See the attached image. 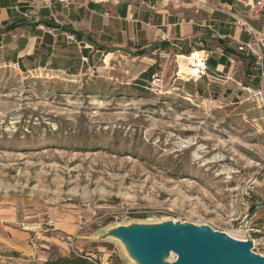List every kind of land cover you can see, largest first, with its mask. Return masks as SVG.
<instances>
[{"label":"rangeland","instance_id":"1","mask_svg":"<svg viewBox=\"0 0 264 264\" xmlns=\"http://www.w3.org/2000/svg\"><path fill=\"white\" fill-rule=\"evenodd\" d=\"M45 37L0 57V264H136L106 233L166 220L250 239L263 256V109L183 74L198 50ZM155 64L159 87L140 77Z\"/></svg>","mask_w":264,"mask_h":264},{"label":"crops","instance_id":"2","mask_svg":"<svg viewBox=\"0 0 264 264\" xmlns=\"http://www.w3.org/2000/svg\"><path fill=\"white\" fill-rule=\"evenodd\" d=\"M255 4L256 0H116L106 4L80 0L67 7L54 4L47 8L38 0H0V57L9 51L21 57L42 50L48 46L42 41L44 28L55 27L57 31L45 37L50 43L55 35L74 36L72 30L82 36L81 41L75 39L76 44L89 38L109 47L157 45L156 50L168 48L166 55L172 54V49L204 50L209 55L210 72L229 73L256 85L249 60L237 52L238 44L250 39L243 22L264 34V9H255ZM29 6L37 8L33 18L23 15ZM161 35L166 40L161 41ZM24 37L27 43L22 47ZM213 55L219 61L211 60ZM220 87L223 90L215 92L218 99L242 98L229 102L236 105L246 100L245 93L234 89L232 83Z\"/></svg>","mask_w":264,"mask_h":264},{"label":"water","instance_id":"3","mask_svg":"<svg viewBox=\"0 0 264 264\" xmlns=\"http://www.w3.org/2000/svg\"><path fill=\"white\" fill-rule=\"evenodd\" d=\"M106 235L119 239L136 264H264V255L253 251L250 239L231 237L207 224L131 223Z\"/></svg>","mask_w":264,"mask_h":264},{"label":"built area","instance_id":"4","mask_svg":"<svg viewBox=\"0 0 264 264\" xmlns=\"http://www.w3.org/2000/svg\"><path fill=\"white\" fill-rule=\"evenodd\" d=\"M80 1V0H38V2L47 7L51 8L54 4H59L62 7H67L73 2ZM89 3H97V4H106L109 2H114L116 0H81ZM255 9L260 10L264 9V0H256ZM37 8L29 6L28 10L23 13L25 17L33 18L36 16ZM245 27V30L248 31L250 34V39L245 42H241V44H238L237 46V52L240 55H243L246 57L249 62V69L250 74L253 75L254 78L257 79L256 85H251L244 83L238 79H235L233 75L231 74H223L221 72H213L208 73L207 66L205 63V59L207 56L202 57V61L200 64L196 66L197 68V80L202 77H206L209 84H219L220 86H225L228 83H232L234 89L239 91L240 93H245V99L249 100L253 103L258 104L259 107H261L264 111V51L262 48H264V34L259 30L252 29L246 22L242 23ZM56 28H48L46 32L48 34H53L54 30ZM69 40H74V36L67 34L66 35ZM160 40L164 41L166 40L164 35L160 36ZM192 54V53H191ZM190 54V55H191ZM160 55H164L163 51H160ZM230 63L235 64V60L230 59ZM192 76V75H191ZM153 80L152 83L154 86L159 87L161 82V77L158 76V72H155L153 74ZM195 79V81H197ZM91 260V257H86Z\"/></svg>","mask_w":264,"mask_h":264},{"label":"trees","instance_id":"5","mask_svg":"<svg viewBox=\"0 0 264 264\" xmlns=\"http://www.w3.org/2000/svg\"><path fill=\"white\" fill-rule=\"evenodd\" d=\"M74 36H76L77 40H81V36H78V33L70 30ZM155 47H158L155 45ZM162 49H168L165 46L161 47ZM156 64L149 66L145 71L141 72L140 77H150L155 71ZM151 78V77H150ZM135 84H143L141 81L136 80ZM54 264H86V259L81 256H60L58 261Z\"/></svg>","mask_w":264,"mask_h":264},{"label":"bare ground","instance_id":"6","mask_svg":"<svg viewBox=\"0 0 264 264\" xmlns=\"http://www.w3.org/2000/svg\"><path fill=\"white\" fill-rule=\"evenodd\" d=\"M204 55H205L204 50L193 51L191 56H189L186 60L188 61V63H185L184 67L181 68V72L185 75H192L198 77L196 74L197 73L196 66L202 62L200 60H202V57Z\"/></svg>","mask_w":264,"mask_h":264}]
</instances>
